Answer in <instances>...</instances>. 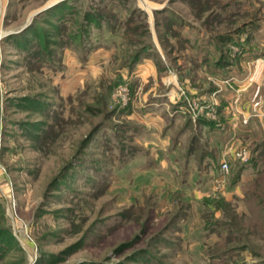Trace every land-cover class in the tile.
I'll list each match as a JSON object with an SVG mask.
<instances>
[{"label": "rangeland", "instance_id": "rangeland-1", "mask_svg": "<svg viewBox=\"0 0 264 264\" xmlns=\"http://www.w3.org/2000/svg\"><path fill=\"white\" fill-rule=\"evenodd\" d=\"M263 145L264 0H0V264H264Z\"/></svg>", "mask_w": 264, "mask_h": 264}, {"label": "trees", "instance_id": "trees-1", "mask_svg": "<svg viewBox=\"0 0 264 264\" xmlns=\"http://www.w3.org/2000/svg\"><path fill=\"white\" fill-rule=\"evenodd\" d=\"M62 5H64V6L62 7ZM66 7H67L66 3H63V2L59 3L58 5H55L54 7H52L50 9V11L53 12V13H51V16H54V17L56 16V19L59 20L60 17L62 18V16H60V13L64 12L62 9H64V8L66 9ZM25 38H27V37H25ZM29 40L30 39H28V42H29ZM257 159L255 157V160H254L256 165L258 166V169L256 171V176H255V178L253 180H251L246 185H244L243 190H242L244 193L243 192L242 193L245 194V196H244V197H246L245 199H248L250 201V205L252 207L251 209H252V212H253L252 215L253 216H259V217H264V213H263V210H264L263 204H264V202L263 201L262 202L257 201L258 197L255 195V193L253 191H251L249 189V188H251L254 185H260V184L264 183V164L258 162ZM259 222H264V220H262L260 218ZM222 256H225V255H222Z\"/></svg>", "mask_w": 264, "mask_h": 264}, {"label": "crops", "instance_id": "crops-1", "mask_svg": "<svg viewBox=\"0 0 264 264\" xmlns=\"http://www.w3.org/2000/svg\"><path fill=\"white\" fill-rule=\"evenodd\" d=\"M264 146V145H263ZM261 149H262V151H264V147H261ZM256 171H257V169H255L254 171H253V176L250 178V179H248L247 180V182H250L251 180H253L254 178H255V176H256ZM240 178H239V183H241V184H244V182L246 183V180H244L243 178L245 177V174H241L240 176H239ZM238 189H236V187H235V193L237 194V192L239 193V194H241V191L239 192V191H237Z\"/></svg>", "mask_w": 264, "mask_h": 264}, {"label": "built area", "instance_id": "built-area-1", "mask_svg": "<svg viewBox=\"0 0 264 264\" xmlns=\"http://www.w3.org/2000/svg\"><path fill=\"white\" fill-rule=\"evenodd\" d=\"M221 168H222V170L226 171L227 165H226L225 163H223V164L221 165Z\"/></svg>", "mask_w": 264, "mask_h": 264}]
</instances>
